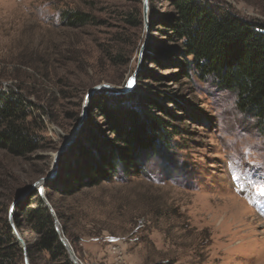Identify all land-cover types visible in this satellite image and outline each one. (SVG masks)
Returning <instances> with one entry per match:
<instances>
[{
	"label": "rangeland",
	"instance_id": "rangeland-1",
	"mask_svg": "<svg viewBox=\"0 0 264 264\" xmlns=\"http://www.w3.org/2000/svg\"><path fill=\"white\" fill-rule=\"evenodd\" d=\"M207 1L218 13L264 23V0ZM143 7L144 0H0V92L23 94L36 138L22 156L0 148V222H9L16 202L23 264L25 250L30 264H52L48 252L31 250L40 236L27 217L36 191L17 201L46 178V199L78 264H264V125L237 108L236 92L194 72L167 24L171 0H148L146 17ZM73 10L89 21L70 25L65 13ZM134 73L133 89L87 98L97 85L125 88ZM100 94L156 99L171 145L128 175L71 191L60 180L49 186L65 162L90 161L79 139L89 146L97 128L114 138L94 109Z\"/></svg>",
	"mask_w": 264,
	"mask_h": 264
},
{
	"label": "trees",
	"instance_id": "trees-1",
	"mask_svg": "<svg viewBox=\"0 0 264 264\" xmlns=\"http://www.w3.org/2000/svg\"><path fill=\"white\" fill-rule=\"evenodd\" d=\"M171 3L175 14L167 24L181 42L182 53L194 72L202 79L212 77L219 87L236 92L237 108L252 113L264 125V23L230 10L218 13L207 0H171ZM65 17L70 25L87 23L90 19L88 13L79 10L67 11ZM125 95L112 101L103 94L94 99V109L100 110L114 138L109 139L97 128L88 133L89 146H83L79 139L80 155L83 158L91 155L90 161L65 162L60 177L49 186L60 180L71 191L78 186L111 180L120 173L128 175L139 168L143 156L171 145L170 122L151 106L161 104L150 96ZM30 116V104L19 90L0 92L1 149L19 156L35 150ZM34 196H38L39 203L27 210V217L40 236L31 250L48 252L52 264H76L60 240L55 218L38 190ZM22 254L9 222L3 220L0 264H23Z\"/></svg>",
	"mask_w": 264,
	"mask_h": 264
},
{
	"label": "water",
	"instance_id": "water-1",
	"mask_svg": "<svg viewBox=\"0 0 264 264\" xmlns=\"http://www.w3.org/2000/svg\"><path fill=\"white\" fill-rule=\"evenodd\" d=\"M143 8H144V14H145V17H146V13L148 11V0H144V7ZM147 28H148V25H147ZM135 81H136V74L134 73L132 75V77H131L128 85L125 88H122V89L121 88L114 87V86H112L110 84L97 85V86L93 87L92 90H90V93L88 94L87 98H89L90 96H92L93 94H95L96 92H98L99 90H101L102 88H110V89L118 90V91H121V92L129 91V90L133 89L134 84H135ZM87 103L88 102H86V104H85L86 106H87ZM80 123H81V121H80ZM77 130H78V128H77ZM76 132H75V134H76ZM74 135H73V137H74ZM72 141H73V138H71V140L68 143H71ZM57 157H58V154L55 157L56 160H57ZM53 175H54V172H52L49 177H52ZM45 179L46 178H42V179L36 181L30 188H28L25 192H23L18 197L17 201L20 200L22 198V196H24L25 194L33 193L34 190L35 191L38 190V192H39L40 196L42 197L44 203L49 207L50 211L52 212V215L55 218V227H56V230L58 231V233L60 235V240L65 245V247H66V249H67V251H68V253L70 255V258L76 264H78V259H77V256L75 254V251H74L72 245L70 244V242L68 241V239L62 233V230H61V227H60V222H59V219L57 217V214L54 211L53 207L49 204V202L46 199V196H45V193H44V191H45L44 185L45 184L43 182ZM15 204H16V202H13V204L11 205L10 214H9V223H10L12 229H13L14 236H15L16 240L19 242V244H21L23 246L24 249H26L24 240L22 239V237L18 233L17 228H16V225H15V222L13 221V217H12V212H13V209H14ZM25 264H30L29 258H28L27 254H26V250H25Z\"/></svg>",
	"mask_w": 264,
	"mask_h": 264
},
{
	"label": "bare ground",
	"instance_id": "bare-ground-1",
	"mask_svg": "<svg viewBox=\"0 0 264 264\" xmlns=\"http://www.w3.org/2000/svg\"><path fill=\"white\" fill-rule=\"evenodd\" d=\"M238 203V202H237ZM232 210H235L236 209V211L238 212L239 211V206L237 207V206H235V205H231V207H230ZM246 211H248V210H246ZM247 214H245V216H246ZM244 217V216H243ZM264 223V222H263Z\"/></svg>",
	"mask_w": 264,
	"mask_h": 264
}]
</instances>
